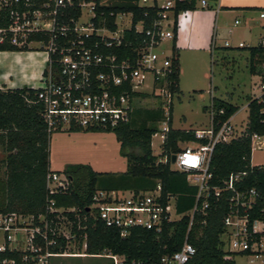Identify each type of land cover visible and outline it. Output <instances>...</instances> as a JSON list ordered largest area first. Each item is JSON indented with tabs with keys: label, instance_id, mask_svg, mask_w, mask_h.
<instances>
[{
	"label": "built area",
	"instance_id": "built-area-1",
	"mask_svg": "<svg viewBox=\"0 0 264 264\" xmlns=\"http://www.w3.org/2000/svg\"><path fill=\"white\" fill-rule=\"evenodd\" d=\"M105 1L99 0L98 4ZM154 1L137 0V5L149 6ZM183 1L165 0L161 5L157 4L161 10L146 27L142 19L133 24L131 12L117 13L116 27L110 29L103 23L102 12L101 18L95 20L97 0H0V47L41 49L44 52L41 83L35 87V102L42 106L41 117L48 132L114 129L128 120L134 102L144 97L139 95L142 93L153 94L167 115L174 97L169 89L173 9ZM198 4L204 7L207 1L198 0ZM125 14L130 16L129 26L120 28L116 17ZM260 16L264 13L261 12ZM131 27L142 34L134 50V59L129 56L119 58L115 53L103 51L113 45L119 46L124 30ZM93 37L96 39L92 40ZM165 41L170 43L168 53L163 48ZM260 88L262 92L264 83H260ZM218 113L222 114L223 109ZM208 115V126L194 129L196 146L181 148L170 162L171 168L185 171L188 183L197 186L196 199L202 198L201 210L207 207L209 195L218 197L222 190L230 192L229 201L233 208L224 217L225 231L221 234L226 250L248 251L257 257L261 251V236L255 240L251 233L257 232L255 226L258 222L264 232V221L254 220L249 227L246 214L256 199V190H236L234 182L239 174H231L222 187L209 184L208 163L214 145L237 138L244 129L237 130L230 121L231 116L214 124L212 107ZM166 129V125L161 128L162 140ZM260 136L253 134L251 143ZM257 145L264 146L259 142ZM70 183V178L62 171H50L45 177L48 195L65 193ZM88 207L89 212L106 226L117 228L121 237L127 236L132 227H143L158 234L164 224L182 216L175 210L173 196L161 200L159 184L153 189L139 191L98 188L94 190ZM238 208H242V214ZM195 209L196 204L187 212L190 216L188 226ZM76 211L75 207H56L54 200L48 198L44 213H0V264H50L51 258L61 256L103 257L107 259L106 264H144L109 251L85 253V233H81L79 239V235L72 231L75 221L67 215ZM75 216L77 229H83L78 213ZM74 242L77 249L82 248L81 251H69ZM194 254L195 248L185 236L177 250L161 255L156 264H186Z\"/></svg>",
	"mask_w": 264,
	"mask_h": 264
},
{
	"label": "trees",
	"instance_id": "trees-1",
	"mask_svg": "<svg viewBox=\"0 0 264 264\" xmlns=\"http://www.w3.org/2000/svg\"><path fill=\"white\" fill-rule=\"evenodd\" d=\"M98 1L95 20L101 18L102 12L103 23L110 29L116 27L114 20L117 13L131 12L132 23L142 19L146 27L161 10L156 0L152 5L142 7L137 5V0H106L100 5ZM195 4L196 0H185L177 3L173 9L172 71L169 76V89L173 94L180 92L179 53L175 44L176 18L180 11L194 9ZM110 12L113 14L110 15ZM141 37L142 34L135 32L133 27L125 29L121 44L104 48L103 51L115 53L119 58L129 56L134 59V50ZM5 50L17 49L0 47V51ZM247 51L248 72L259 76L260 82L264 83V43L260 41L248 46ZM36 92L37 88L27 86L0 89V147L5 154L2 160L4 173L0 177V213H44L47 199L52 198L56 207L77 209L75 213H78L83 229H77L74 212H68L67 215L75 221L72 231L79 235V239L80 234L85 233V253L109 251L144 264H156L161 255L177 250L185 236L195 248V254L186 264H234L235 254L248 253L223 249V220L233 208L229 201L230 192L222 190L218 197L209 195L207 207L201 210L202 198L196 199L197 186L188 183L185 171L171 168V156L181 149L178 143L195 140L192 129L172 127V104L167 115L159 104L153 108L134 105L126 122L119 123L114 129H107L115 133L120 144V154L126 158L124 173L106 180L102 173L93 170L89 164H68L62 170L71 180L68 190L48 195L45 177L51 171L49 138L52 132L47 131L41 117L42 106L35 102ZM139 95L146 96L144 93ZM210 107L215 112L214 124L222 122L238 110L236 105L214 96L208 105L203 106V110L208 112ZM247 108V121L241 135L229 142L214 145L208 171L211 174V186L222 187L231 174H239L238 180L234 182L236 190H256V199L246 210L250 227L254 220L264 221V165L250 164L251 136L264 135V90L258 97H247ZM219 109H223L222 114L218 113ZM162 121L166 122L167 129L164 131L160 152L155 155L151 148V138L159 131L157 123ZM157 184L160 185L161 200L165 201L168 195L173 196L175 210L182 214L179 220L164 224L158 234L143 227H132L127 236L121 237L117 228L106 226L86 210L95 189L139 191L153 189ZM195 204L196 209L188 226L190 216L187 212ZM238 212L242 214V208H238ZM251 236L259 240L261 233L253 232Z\"/></svg>",
	"mask_w": 264,
	"mask_h": 264
},
{
	"label": "rangeland",
	"instance_id": "rangeland-1",
	"mask_svg": "<svg viewBox=\"0 0 264 264\" xmlns=\"http://www.w3.org/2000/svg\"><path fill=\"white\" fill-rule=\"evenodd\" d=\"M164 1L159 0L160 3ZM236 18L239 24L235 26L232 20H226V31L229 35L226 37L228 46H218L211 54L199 52V54L184 55L185 71L179 76L180 92L174 94L172 99L173 128L186 127L194 131L197 128L207 127L209 115L203 110V106L208 105L210 98L214 96L238 107L233 114L232 124L239 131L244 129L248 113L247 97L258 96L261 93L260 78L250 74L247 69V47L256 43L258 37L255 35L259 32L260 26H258V12H248L245 16L239 15ZM129 21V14L116 17L120 28L128 27ZM262 32L264 34V31ZM239 42L242 46H239ZM220 43L223 44V40ZM169 45V41L163 44L166 53H168ZM3 52H0V56L8 55V57L0 62V73L8 71L16 81L22 78L24 72L29 73L36 67L33 61L27 58V54L31 53V59L38 62L44 61L45 58L41 49L5 50ZM9 52L20 53L22 65L13 62ZM157 104L159 101L150 92L134 102V105L145 108H153ZM165 125L166 123H157L159 132L152 136L151 148L154 154L160 152L161 128ZM260 139L262 138L253 140V154L258 158L257 160L264 155V149L255 146ZM178 145L180 148L195 147L196 143L194 141L179 142ZM4 155L0 147V177H3L4 173L2 163ZM73 163L91 165L92 169L102 173V177L106 180L118 177L125 172L127 167L126 158L120 154V144L112 130L76 129L52 132L49 138L50 170L62 171L66 165ZM124 190L131 191V189ZM259 225L261 227L260 223ZM261 236L259 255L254 257L251 253L235 254L234 264H264V233ZM221 239L224 240V235H221ZM223 249L226 250L224 244ZM74 250L81 251L82 248L77 249V244L74 242L70 244L69 251ZM106 262V258L88 256H61L50 260V264H106Z\"/></svg>",
	"mask_w": 264,
	"mask_h": 264
},
{
	"label": "crops",
	"instance_id": "crops-1",
	"mask_svg": "<svg viewBox=\"0 0 264 264\" xmlns=\"http://www.w3.org/2000/svg\"><path fill=\"white\" fill-rule=\"evenodd\" d=\"M206 1H207V5L204 7L200 6L197 0L194 9L182 10L177 14V18H176L177 29L175 33V44L176 47L178 48V53H179V57H178L179 76L185 71V67L183 65V61L185 57L184 55H194V54H199V52L206 54L209 52V54H211V52L216 47L218 46L220 47L221 45L223 46L229 45L226 38L229 36L226 31V20H232L233 21L232 24L235 26L239 24V20L236 18L239 15L245 16V14L248 12H252V11L258 12V19H259L258 26H260V29H258L259 32H257V34L255 35L258 37L256 38L255 44H257L260 41L264 43V34L262 32L264 31V16L262 17L260 16L261 12L264 13V11H260L264 7V0H216V1L206 0ZM156 2L159 5L162 4L159 2V0H156ZM235 20H237L238 22L235 23ZM222 40H223V44L220 43ZM225 42H227V45H225ZM8 54H10L9 56H11L13 62L18 63V65L20 64L22 65V57L20 53L9 52ZM6 57H8V55H5L4 57L0 56V62L3 61V59ZM31 57H32L31 53L27 54V58L33 61L34 67L36 66L35 69L30 71L29 73L24 72L22 78H20L18 81L14 80L8 71L1 72L0 89L19 88L22 86L35 88L40 85V83L38 84L37 82L40 81V75L43 69L42 67L44 66L43 65L44 61L42 60L38 62L36 60L31 59ZM178 87H179V81H178ZM232 117L233 115H231L230 117L231 123H232ZM171 121L173 123L172 114H171ZM179 129H189V128L185 127ZM260 137L262 139H260L258 142L264 144V135H261ZM255 146L259 149H264V146L263 147L258 146L257 143ZM253 148H254L253 143H251L250 164L264 165V155L262 158H259V160H257L258 158L255 157V154H253L254 151ZM255 231L261 233L262 235L264 233L262 231V224L260 227L259 222L256 223Z\"/></svg>",
	"mask_w": 264,
	"mask_h": 264
},
{
	"label": "water",
	"instance_id": "water-1",
	"mask_svg": "<svg viewBox=\"0 0 264 264\" xmlns=\"http://www.w3.org/2000/svg\"><path fill=\"white\" fill-rule=\"evenodd\" d=\"M174 159H175V155H172V156H171V162H173V161H174ZM86 210H87V211H90V208H89V207H87V208H86Z\"/></svg>",
	"mask_w": 264,
	"mask_h": 264
}]
</instances>
